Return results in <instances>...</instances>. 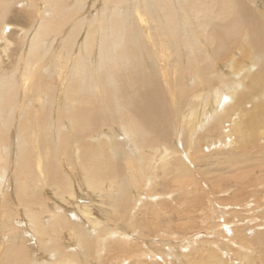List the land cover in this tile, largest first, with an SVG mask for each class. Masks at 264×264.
I'll list each match as a JSON object with an SVG mask.
<instances>
[{
  "label": "bare ground",
  "instance_id": "bare-ground-1",
  "mask_svg": "<svg viewBox=\"0 0 264 264\" xmlns=\"http://www.w3.org/2000/svg\"><path fill=\"white\" fill-rule=\"evenodd\" d=\"M0 46L2 263L264 264V0H0Z\"/></svg>",
  "mask_w": 264,
  "mask_h": 264
},
{
  "label": "rangeland",
  "instance_id": "rangeland-1",
  "mask_svg": "<svg viewBox=\"0 0 264 264\" xmlns=\"http://www.w3.org/2000/svg\"><path fill=\"white\" fill-rule=\"evenodd\" d=\"M14 40H12V42L11 43H14L13 42ZM4 43V42H3ZM10 43V45H12ZM9 45V46H10ZM13 46V45H12ZM56 46V45H55ZM63 46V45H62ZM11 47V46H10ZM58 47V46H57ZM57 47H55V48H57ZM11 48H14V47H11ZM0 50H1V46H0ZM51 50H53V49H51ZM50 50V51H51ZM59 50H61V47L58 49V52H60ZM107 50H108V57L109 58H111V59H116V52H115V50L111 47V46H109V47H107ZM46 51H48V49L46 50ZM52 53V52H51ZM51 53L49 52V55H47V57H49L50 58V56H51ZM46 56L44 57V59H43V61H45L46 59H47V61H49L48 59L49 58H47ZM7 59V58H6ZM51 61H50V63L45 67V69H44V72L46 73V74H48V75H52L53 73H55V71L57 70V68H58V66H59V64H58V60H57V56H55V55H53L52 57H51V59H50ZM1 64V63H0ZM1 69H3V72L5 73V75H8L9 73H13V69H11V68H8V66H3V68H1ZM4 69H5V71H4ZM9 70V71H8ZM9 72V73H8ZM2 79H1V77H0V84H2L1 81ZM150 189H151V186H150ZM100 207H101V204L99 203V202H96ZM255 216H257L256 214H254ZM106 216H107V214H104V212L103 213H101L100 215H99V217L100 218H106ZM169 217V216H168ZM150 223H153V224H155V225H157V222H156V220H155V218L154 217H151L150 218ZM135 233H137V232H135ZM152 237V236H151ZM132 238H133V240L134 239H136V237L135 236H132ZM158 241V243H160V241L159 240H156L155 242H157ZM148 245H150V246H153L154 244L152 243V242H148ZM155 246V245H154ZM163 247V246H162ZM163 249H166L165 247H163ZM46 251H48L47 249H45ZM46 252H43L42 253V256H46ZM162 255H163V257L166 259V260H169V261H171V263L172 262H174V263H177V258L175 257V250H173V249H171L168 253H165V252H162ZM155 260H157V259H155ZM61 261H59V263H60ZM0 264H4V263H2L1 262V259H0ZM40 264H46L44 261H41L40 262ZM48 264H55V263H48ZM58 264V263H57Z\"/></svg>",
  "mask_w": 264,
  "mask_h": 264
}]
</instances>
